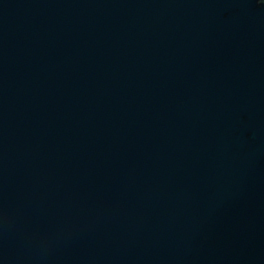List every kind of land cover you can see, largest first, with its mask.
<instances>
[{
	"label": "water",
	"instance_id": "obj_1",
	"mask_svg": "<svg viewBox=\"0 0 264 264\" xmlns=\"http://www.w3.org/2000/svg\"><path fill=\"white\" fill-rule=\"evenodd\" d=\"M0 264H264V0H0Z\"/></svg>",
	"mask_w": 264,
	"mask_h": 264
}]
</instances>
